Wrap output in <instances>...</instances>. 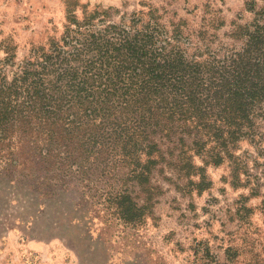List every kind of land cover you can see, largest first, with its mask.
Returning a JSON list of instances; mask_svg holds the SVG:
<instances>
[{
    "label": "trees",
    "instance_id": "16d2710c",
    "mask_svg": "<svg viewBox=\"0 0 264 264\" xmlns=\"http://www.w3.org/2000/svg\"><path fill=\"white\" fill-rule=\"evenodd\" d=\"M258 1L245 3L250 21L225 34L235 44L213 48L205 29L193 36L185 21L151 5L114 22L65 0L58 34L21 58L11 42L0 43V168L38 197L73 192L122 240L144 226L162 194L155 175L182 196H201L211 185L206 167L225 165L223 180L246 191L226 219L248 230L250 198L260 199L264 217ZM189 251L188 264H235L240 255L229 246L219 261L202 242Z\"/></svg>",
    "mask_w": 264,
    "mask_h": 264
},
{
    "label": "rangeland",
    "instance_id": "374dc122",
    "mask_svg": "<svg viewBox=\"0 0 264 264\" xmlns=\"http://www.w3.org/2000/svg\"><path fill=\"white\" fill-rule=\"evenodd\" d=\"M252 0H79L88 10L106 11L112 21L151 5L167 20H183L195 35L205 29L217 42L235 44L225 37L232 24L251 19L245 3ZM258 4L259 1L255 0ZM65 0H0V43L11 42L21 58L31 44L58 34L65 18ZM215 28V29H214ZM194 38V37H193ZM242 150L249 149L244 143ZM211 182L201 196H182L154 176L162 187L151 214L128 238L115 240L116 229H105L88 207L71 192L53 198L38 197L24 183L0 168V264H188L190 247L206 243L219 261L231 246L240 250L235 264H264V217L260 199L250 198L248 230L227 221L225 213L246 191L232 189L224 177L225 165L206 167ZM210 201V202H209ZM209 204V205H208ZM207 208L208 210H204ZM244 239V241H243ZM248 241V243H247Z\"/></svg>",
    "mask_w": 264,
    "mask_h": 264
}]
</instances>
